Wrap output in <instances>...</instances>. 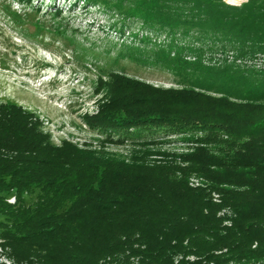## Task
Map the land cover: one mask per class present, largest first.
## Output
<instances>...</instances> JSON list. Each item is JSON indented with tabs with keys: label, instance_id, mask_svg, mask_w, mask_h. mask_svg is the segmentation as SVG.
Here are the masks:
<instances>
[{
	"label": "trees",
	"instance_id": "16d2710c",
	"mask_svg": "<svg viewBox=\"0 0 264 264\" xmlns=\"http://www.w3.org/2000/svg\"><path fill=\"white\" fill-rule=\"evenodd\" d=\"M140 1L170 33H194L241 62L197 68L207 73L201 87L219 97L136 84L113 93L102 112L133 125L146 115L214 126L227 136L223 148L185 162L217 168L215 182L227 188L209 194L161 162L117 164L85 180L88 166L73 173L81 165L66 150L73 144L55 147L32 113L0 103V235L25 264H264V66L242 63L264 56V0ZM180 93L197 102L193 109L175 101ZM35 189L27 205L24 194Z\"/></svg>",
	"mask_w": 264,
	"mask_h": 264
},
{
	"label": "rangeland",
	"instance_id": "374dc122",
	"mask_svg": "<svg viewBox=\"0 0 264 264\" xmlns=\"http://www.w3.org/2000/svg\"><path fill=\"white\" fill-rule=\"evenodd\" d=\"M224 1L240 4L246 0ZM140 2L0 0V103L32 113L55 147L73 144L66 150L77 152L81 164L73 167V173L88 166L85 180L117 164L161 162L191 185L219 194L216 188L227 187L215 182L217 168L185 162L204 154L217 155L223 148L227 136L214 126L187 121L176 125L161 118L147 122L146 115L133 125L124 116L107 117L102 112L113 93H132L136 84L219 97L217 90L201 87L207 73L197 68L241 62L231 49L214 52L204 42L200 44L194 33L190 37H183L180 30L170 33L157 19L146 17L149 10ZM193 51L201 59L189 57ZM245 62L261 67L264 56ZM173 96L188 106L187 112L197 103L187 93ZM195 152L200 154L193 156ZM203 170L207 178L201 177ZM38 194L39 189L26 192L25 203L33 204ZM6 197L16 202L14 192ZM4 242L0 235V264H25L16 260Z\"/></svg>",
	"mask_w": 264,
	"mask_h": 264
},
{
	"label": "bare ground",
	"instance_id": "6f19581e",
	"mask_svg": "<svg viewBox=\"0 0 264 264\" xmlns=\"http://www.w3.org/2000/svg\"><path fill=\"white\" fill-rule=\"evenodd\" d=\"M228 1H230L231 3H238V2H240L242 0H228Z\"/></svg>",
	"mask_w": 264,
	"mask_h": 264
}]
</instances>
